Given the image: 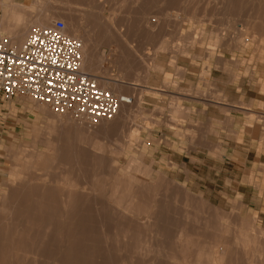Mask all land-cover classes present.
I'll return each mask as SVG.
<instances>
[{
	"label": "rangeland",
	"instance_id": "rangeland-1",
	"mask_svg": "<svg viewBox=\"0 0 264 264\" xmlns=\"http://www.w3.org/2000/svg\"><path fill=\"white\" fill-rule=\"evenodd\" d=\"M13 2L0 37L26 29L17 48L51 14L124 83L115 95L156 91L136 92L127 125L0 99V264H264V0ZM48 189L77 212L22 225L15 208ZM26 237L37 248L17 262L9 240Z\"/></svg>",
	"mask_w": 264,
	"mask_h": 264
},
{
	"label": "built area",
	"instance_id": "built-area-1",
	"mask_svg": "<svg viewBox=\"0 0 264 264\" xmlns=\"http://www.w3.org/2000/svg\"><path fill=\"white\" fill-rule=\"evenodd\" d=\"M82 46L55 21L34 28L21 48L0 37V99L30 97L57 116H72L90 124L111 121L131 98L102 90L82 70Z\"/></svg>",
	"mask_w": 264,
	"mask_h": 264
},
{
	"label": "bare ground",
	"instance_id": "bare-ground-1",
	"mask_svg": "<svg viewBox=\"0 0 264 264\" xmlns=\"http://www.w3.org/2000/svg\"><path fill=\"white\" fill-rule=\"evenodd\" d=\"M4 9L6 10L7 8L4 7ZM8 12L6 13V15L8 14H11L10 12L12 11L11 8H8L7 9ZM47 14V13H46ZM35 18H37L35 20L36 22V25H37V28H46L50 25H48L50 22H52L56 17L53 16V15H41L39 14L38 16H36ZM32 19V18H31ZM65 22L69 24V20L68 19H65ZM52 25V24H51ZM34 26V25H33ZM66 26V25H65ZM29 27V26H28ZM28 30V29H27ZM26 31V29H25ZM25 31H21L19 32L20 34L16 37V40L15 42L18 44L22 41V39L24 38V33ZM32 31V30H31ZM66 34L67 36H69L70 38H73L75 40H77L78 42H80L82 48H83V53L82 55L84 54V59H83V63H82V70L84 73H86L87 75L95 78L97 80V83H98V86L104 90V91H108L110 93H112L113 95H115V91H122L123 89L121 88V85H123L124 83L121 82V81H114L112 79H107L103 76H98V72H100V63L97 62L96 60L93 59V57L89 56V53H87V50L86 47L89 43V39L86 38L84 35H82V32L81 30H75V29H67L66 28ZM15 36V35H14ZM29 36V35H28ZM88 36V35H87ZM12 37V36H11ZM89 37V36H88ZM91 38V37H90ZM27 40V39H26ZM13 42L12 43V46L17 48L16 47V43ZM25 43V42H24ZM23 46V45H22ZM21 46V47H22ZM20 47V48H21ZM90 48V47H88ZM19 49V48H18ZM90 52V51H89ZM110 85H113V88L112 86ZM110 86V87H109ZM115 87V88H114ZM107 89V90H106ZM146 90V89H145ZM120 91V92H121ZM115 96H118V97H123L122 94H118V95H115ZM123 98H128V97H123ZM132 100H134V97H131ZM132 105V104H131ZM44 106V105H43ZM126 106H130V105H123L119 111V113L117 114V116L111 120V121H114L118 116L121 117V115L123 114L124 112V109ZM125 115V114H124ZM61 117H65V116H61ZM119 117V118H120ZM111 121H106V122H111ZM107 125V124H106ZM106 125H100V127L102 126H106ZM54 158H57L56 156ZM53 158V159H54ZM31 179V178H30ZM14 183V182H13ZM28 184V183H27ZM43 187V186H42ZM36 189V187H35ZM43 191V190H42ZM62 191V190H61ZM7 192V191H6ZM139 194V193H138ZM141 194V193H140ZM77 195V194H76ZM75 195V196H76ZM57 196L60 198L64 197L65 198V204L63 203L62 205H57L56 204V201H57ZM78 196V195H77ZM76 196V197H77ZM25 200H26V203L25 204H22L21 207L19 209L15 208L16 210H18V215L17 217L20 218L22 225L25 223V225H27V228H29V224H32V226L34 228H36V230L38 231L42 225L44 224H47L48 226V229H51L52 227H55L54 224H56V222L54 221L55 218H56V213L58 212L59 208H61V211H62V214H65V213H75L77 212V207L75 205L72 204V202L75 200V198L71 195L70 192L68 193H59L57 194V191L54 189H48L47 191H45V193L43 194H32V195H28V196H25L24 197ZM111 200V199H110ZM13 204V203H12ZM6 205V204H4ZM60 206V207H59ZM16 207V206H15ZM13 211H14V208H12ZM1 211V210H0ZM7 214V213H6ZM61 216V215H60ZM10 217V215H9ZM131 217V216H130ZM132 218V217H131ZM33 219V220H31ZM146 219V218H145ZM17 222V221H16ZM63 223V222H62ZM6 224V223H5ZM10 224L14 225V221H10ZM3 225V224H1ZM7 225V224H6ZM9 225V224H8ZM145 225V224H144ZM62 226L63 225H60L59 226V229H60V232H64L63 229H62ZM3 227V226H2ZM7 227V226H6ZM12 227V226H11ZM5 228V227H4ZM13 228V227H12ZM26 227H24L25 229ZM6 229V228H5ZM58 229V230H59ZM25 232V230H22ZM33 231V228L31 230V232ZM27 232V231H26ZM30 232V231H29ZM59 232V233H60ZM36 236V235H35ZM9 237V236H8ZM61 239V238H60ZM44 240V239H43ZM42 240V241H43ZM88 240V238H87ZM9 245L11 248H15L17 251H20V253L18 252L16 254L17 256V262L18 260L21 258L22 255V252L24 251H27L28 249H34V248H37V245H34L32 244L31 242V239L26 237V238H20V239H10L9 240ZM88 243V242H86ZM85 243V244H86ZM5 244V243H4ZM41 244V243H40ZM39 244V245H40ZM48 244V243H46ZM43 245V244H41ZM4 247V246H3ZM40 247V246H39ZM1 248V247H0ZM89 248V247H88ZM84 250H87V248ZM81 251V250H80ZM10 253V251H9ZM8 253V254H9ZM61 253V252H60ZM81 253V252H80ZM76 254V255H71L73 256V259H74V262L77 264L79 262H81L79 260V258H81V254ZM11 254V253H10ZM14 255V254H13ZM36 256V255H35ZM88 255H85L83 257H86ZM8 257V256H7ZM11 257V256H10ZM19 258V259H18ZM24 258V257H22ZM3 259V258H1ZM8 259H10L8 257ZM11 260V259H10ZM9 260V262H10ZM8 261V260H7ZM1 262V261H0ZM66 262V261H65ZM68 263V262H67ZM70 263V262H69Z\"/></svg>",
	"mask_w": 264,
	"mask_h": 264
},
{
	"label": "crops",
	"instance_id": "crops-1",
	"mask_svg": "<svg viewBox=\"0 0 264 264\" xmlns=\"http://www.w3.org/2000/svg\"><path fill=\"white\" fill-rule=\"evenodd\" d=\"M5 4H3V6H8V7H13V6H15V2H13V0H2ZM2 11H0V18H3L4 17V14L5 13H7L8 12V10L6 9H4L3 10V13H1ZM1 22V21H0ZM1 24V23H0ZM166 77H167V75H166ZM165 88H167L168 89V82L167 81H165ZM139 88L138 89H136V90H130V95L131 96H133L134 97V99L135 100H132V104L135 102V106H137V107H140V101H141V99H140V97L138 98V96H137V93L136 92H139V95L140 94H142L143 92H146V91H156L155 89H152V88H150L148 85H147V81H146V83L143 85V86H138ZM146 89V90H145ZM157 91H162V92H165L164 90H157ZM132 99V98H131ZM216 101L214 102V103H217V104H221V105H225L224 104V102H226L227 100H225L224 98H221V97H219V98H214ZM235 104V103H234ZM233 104V105H234ZM131 106V105H130ZM125 107V109H124V112H123V114L121 115V118L119 119V124H121V125H127L128 124V122L130 121V119L132 118V116H133V108L135 107ZM231 107H237V106H231ZM239 109H241V110H244V111H250V112H248V114H252V112H251V110L248 108V107H243V106H239L238 107ZM125 114V115H124ZM264 115V114H263ZM67 122V121H66ZM66 122H64V123H62L61 125H66L65 123Z\"/></svg>",
	"mask_w": 264,
	"mask_h": 264
}]
</instances>
